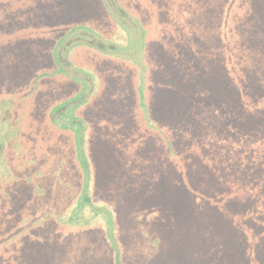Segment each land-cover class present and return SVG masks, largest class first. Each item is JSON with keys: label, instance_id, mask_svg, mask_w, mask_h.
Instances as JSON below:
<instances>
[{"label": "trees", "instance_id": "trees-1", "mask_svg": "<svg viewBox=\"0 0 264 264\" xmlns=\"http://www.w3.org/2000/svg\"><path fill=\"white\" fill-rule=\"evenodd\" d=\"M19 1L25 15L22 24L24 32L20 36L15 34L11 37L12 62L15 60L14 63H21L16 66L19 69L18 76L25 73L27 76L36 77V79L43 77V80L52 78H57V80L53 81V85L48 87V92L42 95L46 96L43 101L52 99L43 109L37 108L34 111V108L26 106L23 111L22 107L19 108L21 105L19 101L23 97L25 89L21 87L8 94L9 111L7 114L3 111L0 115V156L5 154V145L9 144V150L12 148L10 154L20 159L24 165L23 168L18 169L16 174L21 175L25 181L20 189L12 190L9 193L14 205L11 207V213L19 210V214L17 216L10 215L8 226L0 225V264L80 263L81 254H85L87 251L90 253L89 242L91 240L95 245L100 243L103 250L113 258L114 250L117 251L118 245L120 250L122 248L116 229L123 215L147 225H152L157 220H168V222L171 220L172 228L167 233L162 226L153 248L149 247L150 238H143L140 241L139 246L145 258H154L160 249L166 250L165 245H174L176 249L188 246L193 250L194 242L191 240L194 235L191 233L196 231V227L199 228L200 221L203 223L200 230L203 229V234L207 235L205 242L202 243L206 246L213 244L212 242L217 239V236L211 221L217 216L223 220L220 223L225 225L233 235L230 242L236 241L238 246L242 240L241 235L256 240L261 237V232L264 229L259 232L257 228L264 227V220L258 218L259 208H264V205H261L262 202L256 205L253 203L247 209L240 210L238 207L239 197L235 194V198L231 199L229 196V191L237 184L233 174L236 173L238 164L243 165L241 163L243 158L241 156L236 165L237 156L235 154L234 158V148L226 142V134L221 129L212 127L214 123L228 122V115L225 110L212 111L209 109L214 107L213 102L208 101L205 92L207 86L210 85L207 79L212 75L210 67L203 63L200 72L206 73L204 79L201 80L202 83L193 84L189 93L183 95L182 100L172 102V104L181 105L182 111L180 109L177 112L174 111L176 107H170V101H165V105L153 102V104H159L157 113L154 115L151 112L150 114L153 125L147 123L143 115L136 109V101L139 97L135 95V82L129 84L133 69H121L118 71L119 74L108 75L107 78L99 81L97 90L91 95L90 101L83 103L82 96L78 95L86 89L83 90L84 88L80 86L79 78L63 68L60 62L58 63V54L66 41L79 33H89L90 36H101L107 40L114 38L109 33L110 29L105 28L118 25V22L106 1L84 0L86 3L83 9H81L78 0ZM126 1L128 0H121V4L125 8ZM260 1L256 6L260 14L253 16L252 25L255 29L258 26L263 27L264 3L263 0ZM132 7L134 5L130 2L129 10H127L136 15L135 8ZM14 9L18 10V2ZM92 10H100L103 13V18L98 16L91 18L89 14H92ZM5 14L6 0H0V25ZM246 14L242 15L246 18ZM187 18L188 16H186V20ZM245 18L241 19L239 26L243 24L246 26V22H242V20L245 21ZM147 22V20L143 21V24L147 26ZM161 24L160 29L161 27L164 29L166 24L164 22ZM191 25L190 23L189 27L183 26L184 28L179 29L177 24L173 23L167 31L168 35L171 32L176 33L175 44L170 42L167 45L172 43L181 48L182 62L185 61V57H191L189 45H191L194 35ZM233 27H236L235 22H233ZM222 30L224 29L221 27ZM258 34L257 31L255 36ZM236 37L241 38L239 34L237 36L235 33H231L229 37L221 35L223 43L220 45L221 48L225 50V46L231 44L234 49H237L234 47V43L237 41H235ZM115 39L117 38L115 37ZM38 45L50 47L48 56H44L41 61L36 57ZM146 45L151 46L147 42ZM86 46L98 53L88 59L80 57L81 62L79 63L85 68L90 66L86 65L88 61L90 64L94 61L97 64L100 63L98 59L102 58L101 63L109 69L110 73L112 66L114 68L119 61L123 62L118 57L106 55L101 50ZM239 46L240 43L237 47ZM162 48L165 49L163 55L167 56L169 48L166 46H162ZM191 49H193L192 46ZM226 49L227 53L231 52L232 54L231 49ZM234 56L237 55L234 54ZM20 57L21 59H19ZM23 60L29 62L23 64ZM236 62L237 60L234 64ZM133 64L134 66L138 65L135 61ZM159 64L161 65V63ZM193 69L195 71L194 66ZM20 73L21 75H19ZM196 73L198 74L197 70ZM228 76H230L229 72ZM177 77L172 74L169 78L170 84L175 83ZM188 79L189 76L186 75L185 82ZM210 79L213 80L212 77ZM125 81L127 84L125 88L129 89L127 95L124 99L116 98L110 88L117 87V85L122 86ZM167 81H163V84L168 91ZM67 83L72 90L70 97L64 103L63 95L57 91L65 87ZM87 84L85 93L87 92L88 95L90 92L92 93V87L88 82ZM229 84L226 83L225 87L227 88L222 83L211 85V88L217 91L218 97L225 96L227 103H233V94L228 90ZM27 89H29L28 86ZM163 93L161 98H163ZM170 97V100L177 98L176 91L172 90ZM1 98H3L2 94H0ZM167 98L168 95L165 93V99ZM81 100L82 102H80ZM74 102L79 103L76 120H73L71 116L64 115L59 121L67 123H63L64 125L56 123L55 127L51 123L52 117L54 118L53 111L49 113V120L47 119V110H50L52 106L61 103L62 106H66ZM195 104L197 108L193 109ZM122 105H125L128 110L123 111ZM85 107L90 110V117L83 113L86 110ZM26 114L29 117L26 124L22 125L19 118H24ZM172 115L175 116L173 119ZM35 116L37 122H35ZM41 120H43L42 124ZM80 122L84 124V127L79 131ZM175 128L180 130L175 132ZM167 129L170 130V134ZM180 135L183 137L182 141L179 139ZM186 139L188 140L186 141ZM65 142H71L72 145L70 147L63 146ZM142 142L144 146L153 147L156 158L147 160V154L145 155L147 150L140 146ZM81 147L84 149V154L80 153ZM61 149L66 152V155L69 154L72 157V161L65 163L67 165L62 164L61 166V161L59 163L60 172L67 170L70 173L68 178H63L60 174L54 175L47 168V160L50 155L61 157ZM101 151L109 156L106 161L102 158V162H100ZM29 158L31 160H28ZM107 167H110L111 170L108 174H104V169ZM162 174L166 178L161 183L165 197L157 199L155 204L161 200L168 204L164 205V209L158 208L155 204L146 206V209L143 205L153 198L150 194L151 185L155 187L156 183H160ZM206 178L210 179L212 183L210 181V184L207 181L201 182V179ZM68 179L72 181V184L67 183ZM250 182L251 185L246 187L245 194L252 195L250 198L255 201L258 185H254V180ZM147 184H149L147 187L149 191L141 192V185ZM211 194L213 195L210 200L200 202L202 198L206 199ZM245 194L243 195L245 196ZM125 195L129 196L134 204L141 206L137 213H134L135 208L131 211L126 210ZM228 200L235 202L234 210L225 209L222 211L221 208L227 204ZM199 202L203 204V207L199 205ZM171 205L172 209H170ZM215 205L218 207L217 212ZM86 208L89 213L87 221L82 217ZM196 212L203 213V217L194 220ZM146 220L147 223L144 222ZM113 223L116 239L114 248L110 244L107 234V229L111 228ZM132 229L136 231L137 227L132 226ZM164 234L168 235L167 240H163ZM173 234H175L174 238H172ZM200 237L197 249L202 246ZM234 246L233 264L240 261L237 257V246ZM249 250L254 255L253 248ZM114 264H116L115 261Z\"/></svg>", "mask_w": 264, "mask_h": 264}, {"label": "rangeland", "instance_id": "rangeland-1", "mask_svg": "<svg viewBox=\"0 0 264 264\" xmlns=\"http://www.w3.org/2000/svg\"><path fill=\"white\" fill-rule=\"evenodd\" d=\"M105 1L118 22V25L116 24L115 26L105 28L110 29L109 33L111 36H114V38L107 40L101 36L95 37L88 35L89 33H79L67 40L58 54V63L60 62L63 68H66L73 76L79 78V84L84 88L83 90L86 89L85 91H87V82L91 84L92 93L90 92V94L87 95V92L81 91L78 95L82 96L83 103L90 101L91 95L97 90L99 81L104 80L108 75L114 76L115 74H119L118 71L121 69H133L129 84L135 82V95L139 97L136 101V109L143 115L147 123L153 125L150 114L152 112L155 115L159 106L158 103L153 104V102L156 101L161 103V105H165V101H170V107H176L174 111L177 112V110H181V105H175L174 103L172 104V102L182 100L183 95L189 93V89L193 84L202 83L201 80L202 78L204 79L206 72H200V69L204 63L205 66L210 67L212 73L210 77L213 78V80L210 79V77L207 78L210 85L205 89L208 101H212L214 106L212 109H209L212 111L225 110L228 115V122L214 123L212 127L221 129L222 132L226 134V142L231 144L234 148V158L235 154L237 156L235 164L237 165L241 156L243 158L241 161L243 165L238 164L236 168L237 171L233 174L237 184L229 191V196L231 199L235 198V194L239 197L240 201L238 207L240 210L247 209L253 203L256 205L262 202L261 205H264V20L262 28L258 26V28L255 29L252 25V22H254L253 16H259L260 14L256 6L258 2L261 1L128 0L126 1V8L121 4V0ZM17 2L18 10H15L14 6ZM78 2L81 9H83L86 2L84 0H78ZM130 2L134 5L132 8H135L134 12L139 16V20L138 16L128 12ZM91 13L92 14H89L91 18L97 16L103 18V13L100 10H92ZM242 14H246V18ZM186 16H188L187 20ZM24 18L23 6H21L20 1L6 0V14L2 17V24L0 25V94L3 96V98L0 99V115L3 111L5 114L9 111V101H7L8 94L21 87L25 89L24 92L22 91L23 97L20 98L19 102L21 105L19 108L22 107L23 111L26 106H29L31 109L34 108V111H36L37 108L43 109L52 99L43 101L46 96L43 97L42 95H45L49 90L48 87H51L53 81L57 80V78L43 80V77L36 79L34 76L25 75V73L22 76H18L19 69L16 66H19L18 64L21 63H14L15 60L12 62L11 37L15 34H19L20 36L24 32V27L22 25ZM242 18H245V21L242 20V22H246V26L245 24L239 26ZM146 20L148 21V27L143 24V21ZM16 22H18V25H16ZM161 22L166 24L164 29H162V27L160 29V25L162 26ZM233 22L236 23V27L232 28ZM173 23H176L179 29L184 28L183 26L189 27V24H192L191 28L194 35L193 41L191 45H189L191 57H185V61L183 62L181 48L174 45L176 33L171 32L170 35H168L167 32L168 28ZM149 27L151 28V32ZM221 27L224 30L221 31ZM257 31L259 32L257 35L258 37L255 36ZM231 33H235L237 36L239 34L241 37L240 39L237 37L235 39V41H237L234 43V47L237 49H234L231 44H227L225 47L229 50L231 49L232 54L234 52L237 56H234V54L232 55L231 52L227 53L228 50L226 48L224 50L220 46L223 44L221 35L229 37ZM115 37L117 39H115ZM146 42L151 46L148 47ZM170 42L174 44L171 43L167 45ZM239 43L240 46L237 47ZM86 45L101 50L106 53V55L118 57L123 62L119 61L118 65L114 68L112 66L110 73L109 69L101 63L103 61L102 58L98 59L100 63L97 64H95V61L92 64L88 61L86 65L90 66L85 68L79 63L81 62L80 57L81 59H84V57L88 59L89 57H94L95 53H98ZM162 46L169 48L167 56L163 55L165 49L162 48ZM191 46L193 49H191ZM49 50L50 47L48 46L38 45L36 54L37 60L41 61L44 56H48ZM90 53L92 54L90 55ZM19 59H21V57ZM131 59L134 60L135 63H138V65L135 64L136 66H134V61ZM236 60L237 62L234 64ZM28 62V60L22 61L23 64H27ZM158 62L161 63V65ZM192 62H194V64H191ZM193 66L195 67V71ZM86 69L87 72H85ZM228 72L230 76H228ZM172 74L178 77L175 83L170 84L169 78ZM19 75H21V73ZM186 75L189 76L187 82H185ZM52 76L55 75L52 74ZM27 81L28 83H26ZM163 81L168 82V91ZM219 83H222L224 87L226 83L229 84L228 90L233 94V103H227L225 96L218 97L217 91L211 88V85L215 86L219 85ZM126 85L125 81L122 86L117 85V87L115 86L116 88L111 87L110 90L114 94L113 96L124 99L129 90L125 88ZM27 86L29 89H27ZM71 90L70 85L67 83L65 87L57 91V93L63 95L62 101L65 100L64 103L67 101L66 99L70 97ZM172 90L176 91L177 98L170 100V93H172ZM162 93L164 99L161 98ZM165 93L168 95L167 99H165ZM202 95L205 96L204 94ZM82 100L80 102H82ZM62 103L52 106L50 110H47L46 117L48 120L50 118L49 113L51 111L54 113V118L51 115L53 120L51 123L55 127L57 126L56 123L60 125L67 123L59 121L62 120L64 115L71 116L73 120L78 118L77 108H79V103H69L66 106L63 105L64 107ZM122 106L123 111L128 110L125 105ZM209 106L211 107V104H209ZM196 108L197 105H193V109ZM85 109V112H83V110L82 112L90 117V110L86 107ZM27 114L29 115V113ZM27 114L24 118H19L22 125L26 124V120L29 117ZM171 117L173 119L175 116L172 115ZM56 120H58V122H55ZM35 122H37L36 116ZM40 123L42 124L43 120H41ZM83 127L84 124L80 122L79 131L83 129ZM174 130L178 132L180 129L175 128ZM168 132L170 134V130H168ZM85 133L86 129L84 132V139ZM179 139L182 141L183 137L180 135ZM187 140L188 139H186V141ZM16 144H18V142H16ZM71 145V142H65L63 144V146L66 147H70ZM140 146L145 147V150H147H144L145 155L147 154V160L156 158L153 147H148V145L144 146L143 142ZM5 151V154L0 156V225L2 227L9 225L10 215L17 216L19 214V210H15L11 213V207H14V205L9 193L12 190L15 191L20 189L25 182L21 175L16 174L18 169L23 168V163L20 162V159L10 154L12 148L9 150V144L8 146L5 145ZM61 153L62 156L58 158L54 154L50 155L47 160V168L49 171H52L54 175L60 174L63 178H68L70 173L67 170L60 172L59 163L61 161V166L62 164L67 165L65 163L72 161V157L69 154L66 155V152L62 149ZM80 153L84 154L83 147H81ZM166 153H168V151H166ZM108 157L109 156H106V154L101 151L99 160L102 162L103 158L106 161ZM28 160L31 159L29 158ZM110 170V167L105 168L104 174H108ZM165 180L166 178L162 174L160 183H156L155 187L151 185L150 194L153 198L143 205L145 208L146 206L154 205L157 199H163L165 197V192H163L161 188V183ZM251 180H254V185H258L255 193L256 197H254L255 201L250 198L252 195L248 196L245 194L246 187L251 185ZM205 181L209 183L210 179H201L202 183ZM16 182L18 183L16 184ZM67 183L72 184V181L68 179ZM148 186L149 184L141 185L140 191L147 193L149 191L147 188ZM213 194L206 197V199L202 198L200 202L210 200ZM243 194H245V196ZM124 201H126V210L128 209L131 211V209L135 208L134 213H137V211L141 209V206L134 204L127 195H125ZM200 202L199 205L203 207V204ZM234 203L235 202L228 200L227 204L221 208L222 211L225 209L234 210ZM167 204L168 203L164 202V200H161L155 205H157L158 208L164 209V205ZM170 209H172V205ZM215 210L217 212V205H215ZM196 213V219L194 218V220L203 217V213ZM258 215L259 219L264 220L263 207L259 208ZM82 217L85 221L89 219L88 208L83 211ZM221 221L223 220L218 218V216L211 221V225L215 228V235L217 236V239L213 241L211 245L208 244L206 246V244L202 243L205 242L204 240L207 238V235L203 234V229L200 230L203 224L202 221H200L198 225L199 228L196 227V231L191 233V235H194V238L191 240V242H194L192 246L193 250L189 249L188 246L176 249L174 245H165L166 250L164 248L160 249L154 258H145L139 246L140 241H142L143 238H150L149 247L153 248V244L155 240L158 239L162 226L167 233L169 229L172 228L171 220L170 222H168V220H157L154 224L147 225L140 223L134 218H126V216L123 215L116 229L122 248L120 250L118 245L117 251L115 252L114 250L113 258L112 255L109 256L108 252L103 250L100 243L95 245L93 240H91L89 242L90 253L87 251L85 254H81L80 263L72 262L71 264H114V261L116 264H201L202 262L203 264H233L232 260L235 254L232 251L235 247L234 245L237 246V257L240 259V261L235 264H264V230L261 232V237H259L258 240L241 235L242 240L239 242L240 244L238 246V243H235L236 241L230 242V239H233V235L230 234L225 225L220 223ZM144 222L147 223V220ZM132 226H136L137 230L133 231ZM113 227L114 223L111 228H108L109 230L107 229V234L110 244L114 248V241L116 239ZM262 229H264V227L257 228L259 232ZM199 236H201L200 242L202 246L197 249ZM174 237L175 234H173L172 238ZM167 239L168 235L164 234L163 240ZM250 248H253L254 255L250 253ZM42 264H47V262Z\"/></svg>", "mask_w": 264, "mask_h": 264}]
</instances>
